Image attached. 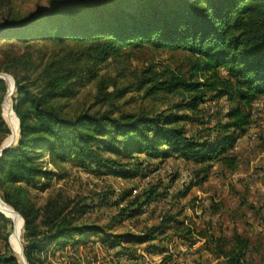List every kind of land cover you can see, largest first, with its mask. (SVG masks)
I'll list each match as a JSON object with an SVG mask.
<instances>
[{"label": "trees", "instance_id": "16d2710c", "mask_svg": "<svg viewBox=\"0 0 264 264\" xmlns=\"http://www.w3.org/2000/svg\"><path fill=\"white\" fill-rule=\"evenodd\" d=\"M8 36L31 43L46 40L65 48L36 79L25 76L17 82L14 109L20 118V139L0 157L4 199L26 220V259L31 264H46L36 255L45 243L83 235L88 228L69 220L59 224L50 220L46 231L34 226L32 207L26 209L27 190L21 184L41 177L49 187L63 178L60 171L48 168L49 163L72 161L81 167L107 155L105 161L114 166L111 173L127 177L134 172L127 170V160L171 153L203 165V173L212 160L229 169L237 167V157L229 154V148L249 122L245 108L264 94V0H53L50 7L35 12L0 14V37ZM143 44L188 52L190 76L150 66L135 88L146 87V96L164 93L183 96V100L156 114L119 112L115 101L132 91V86H118L115 79L101 76L95 105L111 104V108L64 113L68 104H58L73 96L76 87L98 78L101 63ZM5 92V80L0 78V93ZM209 94L228 97L234 105L227 122L213 128L216 136L200 141L187 136L181 123L188 118L184 111L198 110ZM2 99L0 133L5 134L10 130L3 118ZM164 146L168 152L161 150ZM111 156L116 159L110 160ZM155 230L130 239L149 241ZM247 248V242L238 238L236 249L226 254L229 263L243 264ZM18 261L0 258V264Z\"/></svg>", "mask_w": 264, "mask_h": 264}, {"label": "rangeland", "instance_id": "374dc122", "mask_svg": "<svg viewBox=\"0 0 264 264\" xmlns=\"http://www.w3.org/2000/svg\"><path fill=\"white\" fill-rule=\"evenodd\" d=\"M52 1L0 0V14L10 10L27 14L50 7ZM31 42L0 37V78L6 83V92L0 97L10 130L0 133V157L20 139V118L14 109L17 82L25 76L36 79L64 53L63 45ZM150 66L188 77L191 61L181 49H155L147 44L126 48L122 56L99 65L98 78L76 87L75 94L58 105L68 104L64 113L69 116L89 108L110 109L111 104L95 105L101 76L115 79L118 86H132V91L115 101L119 112L156 114L183 100V96L164 93L146 96V87L135 88L138 77ZM233 105L228 97L209 94L198 110L184 111L188 118L181 124L187 136L212 139L217 134L213 128L227 122ZM245 111L249 122L228 151L237 157L235 169L212 160L203 173V165L171 153L163 157L142 154L127 160V170L134 171L127 177L111 173L114 166L105 161L107 155L81 167L72 161L49 163L48 168L60 171L63 178L49 187L41 177L21 184L27 190L26 209L32 207L34 226L46 231L50 220L53 224L69 220L88 228L83 235L45 243L36 255L46 264H230L226 254L236 249L241 238L248 244L243 264H264V94ZM161 150L169 149L164 146ZM0 214V258L15 257L18 264H31L26 259V220L5 201L1 184ZM153 228L149 241L130 239L145 236ZM121 234L127 236L118 237Z\"/></svg>", "mask_w": 264, "mask_h": 264}]
</instances>
